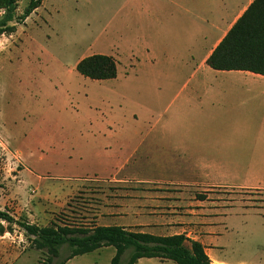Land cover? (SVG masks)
<instances>
[{
	"label": "rangeland",
	"instance_id": "374dc122",
	"mask_svg": "<svg viewBox=\"0 0 264 264\" xmlns=\"http://www.w3.org/2000/svg\"><path fill=\"white\" fill-rule=\"evenodd\" d=\"M27 1L17 0L14 16ZM152 28L146 0H43L14 31L0 34V209L16 221H0V264L45 262L17 221H119L132 231L209 241L207 251L228 264H264V191L100 178L115 171L133 139L119 145L115 128L111 139L106 126L135 123L143 130L178 87L160 79L189 74L161 60L167 45ZM143 47H156L159 58L149 60ZM92 53L114 56L117 75H81L75 65ZM69 251L62 245L54 263ZM114 252L103 246L64 264H109ZM135 264L176 263L153 257Z\"/></svg>",
	"mask_w": 264,
	"mask_h": 264
},
{
	"label": "crops",
	"instance_id": "0c3cea01",
	"mask_svg": "<svg viewBox=\"0 0 264 264\" xmlns=\"http://www.w3.org/2000/svg\"><path fill=\"white\" fill-rule=\"evenodd\" d=\"M253 1L146 0L153 34L167 45L161 60L189 68V74L160 79L165 86L177 80L178 87L163 112L150 114L143 130L135 123L106 126L111 139L115 128L119 145L125 144L124 137L133 139L115 171L100 178L264 191V75L245 68L214 69L207 63L213 52L219 64L247 62L244 46L237 43L241 30L231 29ZM253 13L262 14L264 8ZM171 37L177 47H171ZM143 49L149 60L159 58L156 47ZM110 138L103 143L108 145ZM200 242L212 264H228L208 252L209 241Z\"/></svg>",
	"mask_w": 264,
	"mask_h": 264
},
{
	"label": "trees",
	"instance_id": "16d2710c",
	"mask_svg": "<svg viewBox=\"0 0 264 264\" xmlns=\"http://www.w3.org/2000/svg\"><path fill=\"white\" fill-rule=\"evenodd\" d=\"M43 0H28L20 15L14 16L17 0H0V34H10L16 24L23 23L27 16L38 8ZM264 8V0H254L237 20L231 33L241 30L238 45L244 49L247 62L244 64H219L213 54L207 63L214 69L245 68L264 75V13L255 15V9ZM13 23H10L12 22ZM246 61V60H245ZM76 70L91 79H109L117 75V61L112 55L92 53L82 57L75 65ZM16 222L11 215L0 209V221ZM37 250L46 254L43 264H64L70 258L91 252L103 246L115 249L109 264H134L139 258L172 260L176 264H212L204 245L183 233L157 235L143 231H132L121 225H93L90 227L51 223L37 226L27 221H17ZM66 244L70 251L54 263L59 248ZM130 249L125 262L122 254Z\"/></svg>",
	"mask_w": 264,
	"mask_h": 264
}]
</instances>
